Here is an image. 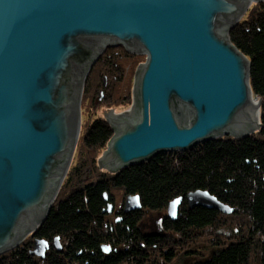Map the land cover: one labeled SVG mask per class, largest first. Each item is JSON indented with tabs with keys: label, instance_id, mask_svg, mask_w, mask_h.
Segmentation results:
<instances>
[{
	"label": "water",
	"instance_id": "obj_1",
	"mask_svg": "<svg viewBox=\"0 0 264 264\" xmlns=\"http://www.w3.org/2000/svg\"><path fill=\"white\" fill-rule=\"evenodd\" d=\"M249 5L0 0V255L34 236L49 214L80 135L86 78L106 49H140L146 59L135 74L132 107L119 105L123 113L104 118L114 135L99 169L116 174L162 153L258 132L260 122L254 126L249 117V61L228 37ZM136 197H126L125 214L141 209ZM177 199L166 208L171 221ZM185 200L189 209L231 213L204 191ZM112 210L107 203L104 213ZM45 249V242L34 243V253Z\"/></svg>",
	"mask_w": 264,
	"mask_h": 264
},
{
	"label": "trees",
	"instance_id": "obj_2",
	"mask_svg": "<svg viewBox=\"0 0 264 264\" xmlns=\"http://www.w3.org/2000/svg\"><path fill=\"white\" fill-rule=\"evenodd\" d=\"M257 6L228 37L249 61L250 90L260 100L258 132L162 153L116 174L100 170L97 160L114 132L103 118L90 117L91 107L129 105L128 92L121 98L117 87H123L137 59L122 47L106 49L86 78L72 162L35 237H59L66 243L64 252L92 253L95 264H174L180 256L189 264H264V6ZM195 191L207 192L231 213L189 209L185 198ZM129 195L138 196L141 209L125 214L121 209ZM179 197L176 220L163 215L160 232L143 230L145 212L164 213ZM107 203L114 215L104 213ZM103 245L110 254H102Z\"/></svg>",
	"mask_w": 264,
	"mask_h": 264
},
{
	"label": "flooded vegetation",
	"instance_id": "obj_3",
	"mask_svg": "<svg viewBox=\"0 0 264 264\" xmlns=\"http://www.w3.org/2000/svg\"><path fill=\"white\" fill-rule=\"evenodd\" d=\"M258 4H255V5H258ZM121 210L123 211V206ZM114 214L115 212H114V207H113L112 212L110 214H106V216L114 215ZM120 220H121L120 218L115 219V223L120 222ZM105 221L107 222L108 220H105ZM155 231L160 232V224L157 226ZM55 238L56 237H53L52 239H44V238H38L35 236H31L28 239V241L23 244V248H21V250L14 252V253H9V255H7L6 257H4V254H3V256L0 257V264H51L52 261L56 262V259L61 260L63 264H76V260L78 259L82 260L85 257H87L89 261H86L84 264H95L92 257H89V256H94V254L85 253L84 255L82 253L74 254L71 252H64V250L67 248V247L65 248L66 243L62 242V240L59 239L56 244ZM36 241H43L46 243V249L42 252L43 255H41L37 251L36 253L33 252L34 243ZM103 246L105 247V245ZM110 252L111 250L109 247V252L108 253L102 252V254L106 256L110 254Z\"/></svg>",
	"mask_w": 264,
	"mask_h": 264
},
{
	"label": "rangeland",
	"instance_id": "obj_4",
	"mask_svg": "<svg viewBox=\"0 0 264 264\" xmlns=\"http://www.w3.org/2000/svg\"><path fill=\"white\" fill-rule=\"evenodd\" d=\"M262 4L264 6V2H261V3L258 4L257 9H259L260 8V5H262ZM255 7H256V5L254 3H250L246 14L242 17L241 21L244 20V19H247L249 17V15L251 14V12L255 9ZM136 52L139 55H133V56L137 57V59H136L135 65L134 66L133 65L130 66V69L133 70L132 74L130 73V69L128 70L129 67L127 65H125L124 68H125V70H127L130 73V76L128 77V79L126 80V82L123 83V87H122V84L117 87V90H118V92L120 94L119 96L121 98L123 97V94L125 92H128V95L127 96H130V100H129L130 103L127 106H131V107H132V103H133L132 92H133V86H134V81H135V74H136V71L138 70V68L142 64L145 63V59H146V57L144 55H142L143 52L140 49L137 50ZM125 75H127V73ZM104 79H106V78H104ZM105 84H106V80H105V83L103 82V86H105ZM101 95H103V94L101 93L100 96ZM113 100H115V98ZM120 100L121 99H119L118 101H120ZM253 100H255L257 103L258 102L260 103V100H259L258 97L253 96ZM100 106L101 107H94V106L91 107L92 108V114H91L90 117L92 119L93 118H99V117L104 119L106 116H109L110 113H112V112L115 113V114L123 113L122 110H121V108L119 106H112L111 107L110 105H106V104L100 105ZM104 151H102L100 153L99 158L101 157V155H102V153ZM163 215H166V210L164 211V213H159V212L158 213H149V212L146 213L145 212V217H144V220L142 222L143 230L145 232H152L153 230L155 231V229L157 228V226L160 224V220H161V218H162ZM224 215H226V214H224ZM223 231H225V233L227 232L226 230H223ZM30 237L31 236L27 237L23 241V243H21L17 248H15L14 250H16V251L12 250L10 252H7L6 254H4V257H6L7 255H9V253H14V252H17V251L21 250V248H23V244L25 242H27ZM106 247H108V246H106ZM2 256H3V254L0 255V257H2ZM174 264H189V260H184L183 256H180L179 257V260H177L176 262H174Z\"/></svg>",
	"mask_w": 264,
	"mask_h": 264
},
{
	"label": "bare ground",
	"instance_id": "obj_5",
	"mask_svg": "<svg viewBox=\"0 0 264 264\" xmlns=\"http://www.w3.org/2000/svg\"><path fill=\"white\" fill-rule=\"evenodd\" d=\"M253 1L254 0H246V3L247 4H250ZM222 33L225 34L226 33V30L225 29H222ZM257 107H258V103L255 100H253V103L251 104V108H250V111H249V117H250V120H251V122H252V124L254 126H257V123L259 122V117H260V114H259V111L257 110L258 109ZM113 116L114 115H110V117H113ZM102 171H104V170H102Z\"/></svg>",
	"mask_w": 264,
	"mask_h": 264
},
{
	"label": "clouds",
	"instance_id": "obj_6",
	"mask_svg": "<svg viewBox=\"0 0 264 264\" xmlns=\"http://www.w3.org/2000/svg\"><path fill=\"white\" fill-rule=\"evenodd\" d=\"M136 198L138 199V196ZM177 201H179V198L177 199ZM172 209H173V204H172ZM176 215H177V212H176V204H175L174 212L172 211V218L175 219ZM56 239L59 240V237H56ZM101 250L102 251L104 250V246H101ZM41 255H43V253Z\"/></svg>",
	"mask_w": 264,
	"mask_h": 264
},
{
	"label": "snow or ice",
	"instance_id": "obj_7",
	"mask_svg": "<svg viewBox=\"0 0 264 264\" xmlns=\"http://www.w3.org/2000/svg\"><path fill=\"white\" fill-rule=\"evenodd\" d=\"M176 203H179V201H176L174 204H173V212H174V209H175V204ZM42 254V253H41Z\"/></svg>",
	"mask_w": 264,
	"mask_h": 264
}]
</instances>
